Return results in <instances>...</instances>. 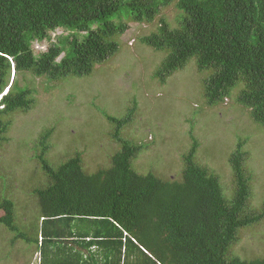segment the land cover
Masks as SVG:
<instances>
[{
    "label": "trees",
    "instance_id": "trees-1",
    "mask_svg": "<svg viewBox=\"0 0 264 264\" xmlns=\"http://www.w3.org/2000/svg\"><path fill=\"white\" fill-rule=\"evenodd\" d=\"M171 6L179 12L177 27L161 17ZM131 23L157 25L141 42L166 54L154 76L160 84L194 60L204 75L207 106L223 105L239 89L237 104L264 127V0H0V146L8 141L13 116L35 107L27 75L57 84L89 77L119 53L118 38ZM57 30L70 34L36 54L34 43L50 42ZM136 106L121 119L103 113L116 125L113 138L121 149L109 168L93 174L85 173L80 154L54 168L46 158L53 129L41 134L36 159L45 180L33 193L46 242L78 229L93 231L91 244L103 247L122 248L126 238L133 264H264V254L245 260L233 253L240 233L264 221V208L251 207L254 178L245 167L244 141L229 159L231 198L220 177L196 163L193 136L179 178L142 175L133 161L148 147L120 137ZM0 211L1 226L33 240L16 226L12 200H0Z\"/></svg>",
    "mask_w": 264,
    "mask_h": 264
},
{
    "label": "rangeland",
    "instance_id": "rangeland-1",
    "mask_svg": "<svg viewBox=\"0 0 264 264\" xmlns=\"http://www.w3.org/2000/svg\"><path fill=\"white\" fill-rule=\"evenodd\" d=\"M178 14L171 6L161 17L177 27ZM156 30V24L131 23L118 38L119 53L97 66L89 77L68 78L59 84L25 77L34 90L35 107L27 114L13 116L8 141L0 146V200L15 203V224L25 236L38 238L43 214L33 193L45 180L36 159L41 134L53 129L46 158L54 168L80 154L85 173L93 174L109 168L121 149L113 138L116 125L104 114L121 119L135 103L132 121L121 130L120 137L148 147L133 161L137 173H153L163 180L179 178L193 136L199 143L196 163L218 175L225 195L231 198L234 181L229 159L244 141L245 167L254 178L251 207L264 208V127L237 104L239 89L223 105L207 106L204 75L194 60L170 76L166 84H160L154 76L166 54L141 42ZM69 34L57 30L50 42L34 43L35 53L47 51L51 43L58 44L59 37ZM23 79L18 77L21 85ZM3 215L0 211V217ZM240 237L234 255L251 260L264 254V221L244 229ZM37 250L36 245L0 225V264H28Z\"/></svg>",
    "mask_w": 264,
    "mask_h": 264
},
{
    "label": "crops",
    "instance_id": "crops-1",
    "mask_svg": "<svg viewBox=\"0 0 264 264\" xmlns=\"http://www.w3.org/2000/svg\"><path fill=\"white\" fill-rule=\"evenodd\" d=\"M95 236L93 231L85 235L83 230L75 229L68 238L53 240L49 244L40 230L37 240L30 242L38 250L31 256L28 264H133V249L126 247V238L123 240L124 246L118 248L91 244Z\"/></svg>",
    "mask_w": 264,
    "mask_h": 264
}]
</instances>
